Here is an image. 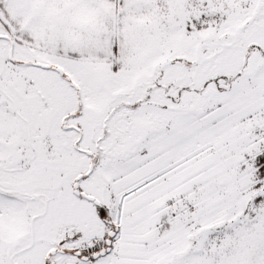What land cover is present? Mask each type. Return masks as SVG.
<instances>
[{"label": "snow or ice", "instance_id": "snow-or-ice-1", "mask_svg": "<svg viewBox=\"0 0 264 264\" xmlns=\"http://www.w3.org/2000/svg\"><path fill=\"white\" fill-rule=\"evenodd\" d=\"M0 264H264V0H0Z\"/></svg>", "mask_w": 264, "mask_h": 264}]
</instances>
